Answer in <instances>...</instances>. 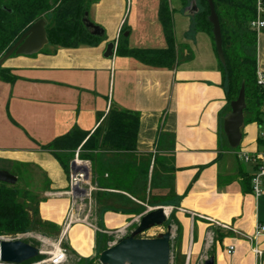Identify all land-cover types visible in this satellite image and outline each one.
I'll return each instance as SVG.
<instances>
[{
    "label": "crops",
    "instance_id": "0c3cea01",
    "mask_svg": "<svg viewBox=\"0 0 264 264\" xmlns=\"http://www.w3.org/2000/svg\"><path fill=\"white\" fill-rule=\"evenodd\" d=\"M170 5L176 12L177 44L193 53L191 61L173 69L146 67L116 53L122 34H127L129 49L167 48L159 0H99L90 10L91 22L104 31L96 46H49L33 56L10 58L4 68L18 80L11 85L0 79V170L10 173L15 165L30 166L26 183L44 198L41 219L62 230L79 259H92V225L74 221L70 176L44 147L74 129L93 133L111 110L137 113V156L167 160L171 175L169 190L151 186L150 163L148 193L170 191L172 202L161 207L174 213L181 227V235L173 232L172 264H205L210 259L214 264H264V232L255 237L257 227L264 228V192L253 195L247 181L252 168L237 156L259 152L264 129L254 123L243 126L239 150L230 148L221 133L227 101L212 41L205 33L187 38L191 20L181 0H170ZM110 43L115 44L114 55L105 58ZM257 66L264 72L261 37ZM32 170L42 176L39 188ZM146 208L147 213L160 207ZM128 218L108 212L101 225L119 230L128 227ZM230 247L235 248L233 255L227 253ZM253 248L262 255H255Z\"/></svg>",
    "mask_w": 264,
    "mask_h": 264
},
{
    "label": "trees",
    "instance_id": "16d2710c",
    "mask_svg": "<svg viewBox=\"0 0 264 264\" xmlns=\"http://www.w3.org/2000/svg\"><path fill=\"white\" fill-rule=\"evenodd\" d=\"M99 0H0V59L20 40V38L39 20H45L48 46L55 48H79L92 47L99 44L101 37L89 34L85 25V14H89L93 4ZM159 21L162 25L167 48L161 50L129 49L128 37L121 35L117 56L131 58L146 67L154 69H173L179 63L191 61L193 53L187 46H179L176 41L174 24L175 10L170 5V0H159ZM199 13L190 17L191 27L187 38H192L198 33H205L211 39L214 50L216 46L213 36V27L209 22L210 9L208 0H196ZM218 15L223 40V52L225 64L219 61V72L222 77L227 109L221 117L223 131L224 117L231 112V103L240 95L242 86L245 87L246 109L244 111V126L257 124L264 129V90L257 83V56H258V32L251 28V23L257 19V0H212ZM184 10L189 7V0H181ZM264 8V0H263ZM264 19V13L262 14ZM42 52H45L43 50ZM218 57V55H217ZM0 79L4 83L13 85L18 78L12 72L3 67L0 68ZM140 129V117L137 113L122 110H111L94 133L74 129L63 137L54 140L44 147L51 152L69 174V165L72 160H64L61 152L82 149H91L104 154L125 155L137 151L138 134ZM258 146L264 147V139L258 138ZM237 150L234 151H238ZM120 158V157H119ZM99 161V160H98ZM91 160L96 175H107L108 180L99 181L98 188L105 190L98 193L99 198H118L133 206L136 201L156 206L161 204L157 200H146L149 180L148 173L151 161L145 168H139L137 161L133 160ZM107 161V162H106ZM157 160H154V170L151 177V186L155 174ZM30 166L15 165L10 174L18 178L16 185L0 183V237L15 236L36 232L49 235L51 230L61 229L41 219L39 206L44 202L39 194L33 191L26 183L31 177ZM251 183V177L247 178ZM20 182H25L22 186ZM150 186V187H151ZM152 188V187H151ZM143 198L140 197V190ZM111 190L117 193H108ZM252 190V186H251ZM119 193V194H118ZM126 194V195H125ZM120 195V196H118ZM129 195L130 197L128 198ZM122 196V197H121ZM170 196H172L170 194ZM124 197V198H123ZM145 197V198H144ZM125 199V200H124ZM125 203V202H124ZM120 200L116 204L124 205ZM168 203V202H167ZM137 204V203H136ZM169 204V203H168ZM166 204V206H169ZM159 206H164L163 204ZM102 217L105 213L128 214V211L115 206L99 204ZM136 207V206H135ZM137 209V208H136ZM146 209L138 208L137 216ZM130 212V211H129ZM102 219V218H101ZM172 222L177 225V232L181 235V227L175 219V214L170 215ZM98 235V234H97ZM99 235L96 237V250L101 247ZM109 246L102 251L107 250ZM43 256L26 262L32 264L40 261ZM92 259H79L80 264H93ZM79 264V263H77Z\"/></svg>",
    "mask_w": 264,
    "mask_h": 264
},
{
    "label": "water",
    "instance_id": "95a60500",
    "mask_svg": "<svg viewBox=\"0 0 264 264\" xmlns=\"http://www.w3.org/2000/svg\"><path fill=\"white\" fill-rule=\"evenodd\" d=\"M189 7L185 9L186 16L194 17L199 13L196 0H189ZM210 16L209 22L213 27V36L218 58L225 64L223 52V40L221 25L212 0H208ZM84 25L92 36L103 37L104 31L93 24L89 14H85ZM125 37L127 34L124 35ZM49 41L47 38L46 22L39 20L35 23L20 40L0 59V68L12 57L33 56L42 52ZM115 44L110 43L107 47L105 58H112ZM246 109L245 87L242 86L239 98L231 103V112L223 120V130L229 146L237 150L242 142V128L244 126V111ZM71 172L77 173V162L71 165ZM18 179L12 174L0 170V183L16 185ZM74 193V192H73ZM169 211L160 207L143 215L139 221L138 228L131 236L119 240L116 244L104 251L99 258L100 264H172V226L167 232L160 234L154 239H140V235L161 227L168 221ZM42 255V252L22 241L0 240V264H24ZM205 264H214L210 259Z\"/></svg>",
    "mask_w": 264,
    "mask_h": 264
},
{
    "label": "rangeland",
    "instance_id": "374dc122",
    "mask_svg": "<svg viewBox=\"0 0 264 264\" xmlns=\"http://www.w3.org/2000/svg\"><path fill=\"white\" fill-rule=\"evenodd\" d=\"M133 15H134V13H132V16ZM131 19H132V17L130 18V22L128 24L129 27H130L131 22H132ZM258 34H259V36H258L259 39L261 37L264 40V31L258 32ZM48 48H49V46H46L44 50L46 51ZM83 145H81L75 151L61 152L59 154H62V156H64L63 157L64 160H72L71 163L77 162V165L80 168H82L84 171H86V173H87V181L81 185V187L79 188L78 191L73 193L71 190V187H70L68 199L70 200V207H71V209L74 210V213H75L73 216L74 221L77 222V220H78L79 222H81V221L87 220V223L92 225V231L95 233V238L99 235L98 238H99V242L101 243V247L98 251L97 250L95 251L96 261H94L93 264H100L99 258H100V255L103 253V252L101 253V251L105 247L109 246V248H110L111 246L116 244L119 240L131 236L132 233L138 228L139 221H140L141 217L146 214V211H145L142 214L137 216L136 214L138 212V208H140L141 210H143V209L147 210L146 206H148V204H145L143 202L138 201V203H140V204L133 203L134 205L131 206V204H128V201H127L128 199H126V200L124 199L125 201L120 199L123 203L124 202L125 203H124V205H119V204H116L117 201H120V200H117L118 198H111L110 197V198L106 199L104 197L99 198L98 196H96L98 193L105 191L103 189L98 188L99 181L108 180V177H107V175H103V177H101L102 173H99V176L96 175V171L94 169V166H93L91 160H97L98 166L101 163L100 160H107V161L108 160H133V161L139 160L138 162H134V163H138L137 166L139 168H141V167L145 168L144 166H146L149 161H151V162L153 161V163H154V160H152L151 158H147V157H138L136 152L132 153V154L131 153L125 154V155L124 154L123 155L122 154L121 155H112V154L107 155V154H104V153L99 152V151L91 150L90 148L89 149H82ZM163 161L164 160H157L155 174L153 177V180H154L153 187H156L158 189H168L169 190V188L172 187L171 175H170L167 167H165V163L167 162V160H166V162H163ZM71 163L69 165V169H70ZM31 176L33 178H35V180L37 182L39 181L37 184V187L39 188V186H41V184H42L41 174L32 170ZM70 176H71V172H70ZM21 185L24 186L26 184L24 183ZM141 191H142V189L140 190L139 194H140V197L143 198V195H142L143 192L141 193ZM107 192L108 193H117V192H113L111 190H109ZM118 196H120V195H118ZM150 199H154V201L157 200L158 202H161V204L164 205L163 207H169V206H166V204L172 202V196H170V191L168 192V194L167 193L155 194L152 192L151 197H149L148 195L146 196L147 201H149ZM103 203L104 204L107 203L110 206H115V207H118V208L123 209L125 211H128L127 212L128 214H126V215L120 214V215H124L126 217H129L128 218V227L121 228L119 230H114V231L105 229L101 225L102 213H100V209L98 207L99 204H103ZM161 204H157L156 206H149V207L154 209L156 207H161V206H159ZM170 215L171 214L168 213V221L166 224H164L161 227H156V228L140 235L138 238H140V239H154V238L158 237L160 234L166 233L167 228L169 226H172V229L174 232L175 229H178V228H177L176 223L171 221ZM49 232H50L49 235H43V234L36 233V232L32 231V232H29L26 234H18L15 236L0 237V240L4 238L5 240H8V241H22L25 244H28L34 248H37L38 250H40V252H42L41 256H43V259H41L40 261H37V262L49 260L51 255L53 253H55L60 248V249L65 250V252H66L67 260H66L65 264H77V263L80 264L79 257L76 255V253L73 250L72 246L70 245L69 241H67L66 238H64V239L62 238L63 237L62 231L60 234H57V233H59L58 230H51ZM37 262H34V263H37ZM34 263H32V264H34Z\"/></svg>",
    "mask_w": 264,
    "mask_h": 264
},
{
    "label": "built area",
    "instance_id": "2783aa9c",
    "mask_svg": "<svg viewBox=\"0 0 264 264\" xmlns=\"http://www.w3.org/2000/svg\"><path fill=\"white\" fill-rule=\"evenodd\" d=\"M257 19L251 23V28L257 32L264 31V19L262 14L263 0H257ZM257 83L264 90V72L257 69ZM261 137L264 139V132L261 133ZM237 156L246 164L252 168L253 174L251 176L252 193L254 196L259 197L264 192V147L259 152L253 154L237 153ZM87 181V173L77 165V173L71 172L70 176V187L72 192L79 190L81 185ZM264 232V228L261 226L257 227L255 237H258ZM229 255L235 253V248L230 247L227 251ZM253 253L260 257L262 253L257 249L253 248ZM67 260L66 252L63 249H58L51 255L49 260L37 262L34 264H65Z\"/></svg>",
    "mask_w": 264,
    "mask_h": 264
},
{
    "label": "bare ground",
    "instance_id": "6f19581e",
    "mask_svg": "<svg viewBox=\"0 0 264 264\" xmlns=\"http://www.w3.org/2000/svg\"><path fill=\"white\" fill-rule=\"evenodd\" d=\"M169 211V210H168ZM58 249V248H57Z\"/></svg>",
    "mask_w": 264,
    "mask_h": 264
}]
</instances>
